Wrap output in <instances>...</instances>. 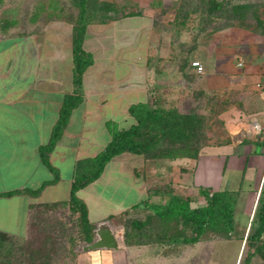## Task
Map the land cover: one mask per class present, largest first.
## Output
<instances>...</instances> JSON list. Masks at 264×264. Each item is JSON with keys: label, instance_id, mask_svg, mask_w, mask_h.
Instances as JSON below:
<instances>
[{"label": "crops", "instance_id": "0c3cea01", "mask_svg": "<svg viewBox=\"0 0 264 264\" xmlns=\"http://www.w3.org/2000/svg\"><path fill=\"white\" fill-rule=\"evenodd\" d=\"M101 1L125 14L86 24L82 49L92 56V63L80 86L73 82L70 21L51 19L39 30L0 36V231L22 234L32 203L69 200L77 161L96 156L112 131L135 123L129 113L132 105L147 103L188 113L182 109L196 89L195 68L179 63L177 45L166 40L155 21L158 10L174 0ZM132 10L134 14H126ZM77 94L81 101L48 153V167L39 149L50 141L65 96ZM243 142L236 145L237 157L247 162L258 156L261 168L264 148L255 152L256 142ZM197 163V158L148 159L123 152L76 196L96 227L126 212L142 217L163 190L189 197L192 207L201 206L205 200L200 189L216 190L190 187L187 169ZM38 188V193L31 192ZM15 190L23 191L4 194ZM129 250L134 253L137 248ZM124 254L122 246L81 252L77 264H121Z\"/></svg>", "mask_w": 264, "mask_h": 264}, {"label": "rangeland", "instance_id": "374dc122", "mask_svg": "<svg viewBox=\"0 0 264 264\" xmlns=\"http://www.w3.org/2000/svg\"><path fill=\"white\" fill-rule=\"evenodd\" d=\"M205 1L174 0L155 17L159 32L177 45L179 63L199 61L204 66L202 74H195L196 89L182 109L201 116V127L189 142L165 139L157 148L198 159L197 165L187 169L190 187L239 191L235 228L228 238L209 234L195 244H161L150 232V236H132L129 242L152 243L129 246L124 238L129 221L124 216L106 220L125 247L121 264H236L250 222L264 165L257 167L258 156L247 162L244 156L237 157L240 141L231 135L249 131L252 136L245 137L243 144L256 142L255 152L264 148L260 145L264 142V0H217L224 4L212 12ZM240 4L249 7L234 19L230 8ZM98 7V0H0V36L36 31L56 18L74 24L80 19L100 20L102 15L94 13ZM153 133L142 139L148 140ZM157 148L147 156L159 153ZM69 200L30 204L24 231L13 235L23 248L7 253L6 243L0 245V264H77L82 247L90 242L84 240L80 213ZM92 227L95 238L97 227ZM132 246L137 248L134 253L129 250ZM241 257V263L246 258L248 264L262 263L254 246H245Z\"/></svg>", "mask_w": 264, "mask_h": 264}, {"label": "trees", "instance_id": "16d2710c", "mask_svg": "<svg viewBox=\"0 0 264 264\" xmlns=\"http://www.w3.org/2000/svg\"><path fill=\"white\" fill-rule=\"evenodd\" d=\"M99 7L94 10V13L102 15L100 20L85 21L80 19L76 24L73 23V40L72 54L74 61V76L73 82L76 86H80L81 78L84 70L92 63V56L82 49V41L85 32V26L92 21H105L109 18H114L124 15V11H120L114 7L112 3L98 0ZM208 10L211 12L221 9L224 3L217 0L205 1ZM249 5L240 4L231 6V12L234 14L232 18L237 19L235 14L245 11ZM135 11H128L126 14H134ZM111 14V15H110ZM263 24V21L258 20ZM72 23V22H71ZM81 101L79 94L65 96L57 122L55 123L48 145L41 147L39 153L44 164L50 167L48 153L52 150L55 142L59 139L63 128L65 127L72 108ZM130 115L134 118L135 123L122 130H114L111 133V140L108 144L94 157L77 161L75 165L74 178L71 184L70 204L80 213V218L83 227L86 231L84 240L92 242L94 235L91 232L92 225L87 217V209L85 204L77 198L76 191L85 187L90 182L96 180L103 171L106 163L114 156L123 152L142 155L148 159L157 158H179L189 157L190 155L178 156L170 151H160L157 145L163 140H171L174 142L186 143L192 140L196 130L201 127L202 117L197 113H182L174 108L151 107L147 103H137L129 108ZM153 131V135L148 140H143L142 136ZM264 145V142H261ZM152 148H157L159 153L149 155ZM194 159V158H193ZM40 189L32 190V193H37ZM23 190H15L4 193L12 195ZM200 194L205 202L201 206L192 207L189 197H183L173 194L169 190H163L159 193L160 200L151 203L147 206L148 212L142 217L124 216L129 222L124 232V238L127 245H140L152 243L147 242H129L133 236H150L148 233H155L156 242L164 243H182L195 244L206 235H215L228 238L234 231V212L238 203V190H216L200 189ZM264 177L262 187L256 209L250 228L245 238V246L249 248L254 246V252L258 253L264 264ZM65 204V202H62ZM139 207V205H135ZM110 216L108 220H111ZM148 227V228H147ZM245 237V236H244ZM18 237L9 235L6 232L0 231V245L5 244L7 253H11L13 248L21 250L23 244ZM244 250V249H243ZM243 253V252H242ZM242 258V257H241ZM239 264H248V259H244ZM42 264V263H39Z\"/></svg>", "mask_w": 264, "mask_h": 264}, {"label": "water", "instance_id": "95a60500", "mask_svg": "<svg viewBox=\"0 0 264 264\" xmlns=\"http://www.w3.org/2000/svg\"><path fill=\"white\" fill-rule=\"evenodd\" d=\"M250 136H252V133L249 131H246V130L245 131L241 130V131L231 135L232 140H234V141H236V140L242 141L245 137H250ZM257 138L259 139L260 137L257 136ZM262 181H263V178H262ZM262 181H261L259 189H258V193H257L255 204H254V207L252 210L250 221L252 220V217L254 215V211L256 209V205L258 203V199H259L261 187H262ZM249 228H250V222L247 226L246 234H245V237H244V240H243V243H242L236 264L240 263V259H241L242 252H243L244 245H245V238L248 234ZM95 234H96V238L92 242L87 243L82 247L83 252H88V251H93V250H101V249L113 250V249L121 247V245L118 241L117 235L115 234L112 227L108 224V222L103 221V222L99 223L97 225V228L95 229ZM97 236H99V239H97Z\"/></svg>", "mask_w": 264, "mask_h": 264}, {"label": "built area", "instance_id": "2783aa9c", "mask_svg": "<svg viewBox=\"0 0 264 264\" xmlns=\"http://www.w3.org/2000/svg\"><path fill=\"white\" fill-rule=\"evenodd\" d=\"M190 65L195 68L197 74H202L204 72V66L199 61H192Z\"/></svg>", "mask_w": 264, "mask_h": 264}, {"label": "clouds", "instance_id": "9594fccd", "mask_svg": "<svg viewBox=\"0 0 264 264\" xmlns=\"http://www.w3.org/2000/svg\"><path fill=\"white\" fill-rule=\"evenodd\" d=\"M121 231H123V229H121ZM97 239H99V236H97Z\"/></svg>", "mask_w": 264, "mask_h": 264}]
</instances>
